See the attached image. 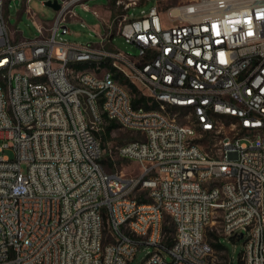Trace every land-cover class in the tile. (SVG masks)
Listing matches in <instances>:
<instances>
[{
  "label": "built area",
  "instance_id": "built-area-1",
  "mask_svg": "<svg viewBox=\"0 0 264 264\" xmlns=\"http://www.w3.org/2000/svg\"><path fill=\"white\" fill-rule=\"evenodd\" d=\"M16 1L0 0V264H130L150 246L141 264H233L226 248L216 259L223 237L264 264V0H158L139 15L141 1L117 0L125 12L88 44L65 39L86 0H50L53 21L18 41ZM110 122L140 135L111 149L138 176L104 168Z\"/></svg>",
  "mask_w": 264,
  "mask_h": 264
},
{
  "label": "rangeland",
  "instance_id": "rangeland-1",
  "mask_svg": "<svg viewBox=\"0 0 264 264\" xmlns=\"http://www.w3.org/2000/svg\"><path fill=\"white\" fill-rule=\"evenodd\" d=\"M47 0H31L29 2V7L37 14L35 18H33L26 10V2L24 0H17L16 2H13L9 13L8 18V26L13 27L16 29L20 36L23 38L32 39L39 35V31L37 28V24L40 22L49 23L53 21V19L56 17L57 10L47 5L45 2ZM117 0H86V3L89 5L92 9H98L100 11H103L101 15V18L96 16L93 13V10H85L81 5H77L75 7V12L77 15V21H70L69 22V28L71 30L70 33L65 34V39L69 40L71 42L75 43H81V44H88L90 42L98 43L100 42V37L97 35L105 34V27L104 24L106 22L107 27V21L109 19L114 18L116 15H119L121 13H124L123 7H118L116 4ZM142 3L138 6L132 7L129 10L130 14L139 15L142 10H149L153 6L157 4L158 0H138ZM177 2V0H163L162 4L164 6L171 5L173 3ZM109 9L110 12L106 14L105 10ZM81 20L85 21L86 25L84 26L81 22ZM116 24V28H117ZM10 30V29H9ZM10 34L14 39L17 41L20 39V36L18 33H13L10 30ZM114 43L116 46L119 47L123 52L129 53L132 56H137L139 53V50L134 47L133 45L127 43L124 38L121 36H115ZM139 87V86H138ZM141 90V88L139 87ZM142 92V90H141ZM143 93V92H142ZM140 137L139 134H136L131 131H127L122 128H115L111 135L107 138L106 141V153L105 157H110L116 160V164L113 168H109L105 166V169L108 172H122L129 176H138L141 172V167L139 163L135 160L125 159L121 158L115 153L111 151L115 146L122 144L128 140H131L136 137ZM202 145L208 149L211 146V143L206 142L202 143ZM0 154H2L0 152ZM4 154L9 155L10 157H13V151L11 149H6ZM169 221H170V217ZM170 225V223L168 224ZM208 239L212 240V236L208 234ZM222 244H224L225 248L229 252V256L233 258V264H239V256L243 250L244 247V238L234 241L233 239L223 237ZM147 250H153V247L150 246L146 249H140L138 251L137 256L130 264H141ZM216 259L218 262H224L225 253L220 249H217L216 252ZM168 258L171 259L170 255H168Z\"/></svg>",
  "mask_w": 264,
  "mask_h": 264
},
{
  "label": "trees",
  "instance_id": "trees-1",
  "mask_svg": "<svg viewBox=\"0 0 264 264\" xmlns=\"http://www.w3.org/2000/svg\"><path fill=\"white\" fill-rule=\"evenodd\" d=\"M88 66V64H79L77 65L78 69H83L86 68ZM116 78L124 85H127L130 88L131 93L133 94V104L135 106H139V105H145L146 107H151V105H149L148 100L149 97L144 95L141 90L139 89V87L134 84L129 78L125 77L122 73H118L116 75ZM154 106V105H153ZM117 124H115L114 122H110L107 124L105 131L102 133L101 137L104 143V147L106 148V141L107 138L111 135L112 131L117 128ZM205 140V139H204ZM102 164L105 168V166L109 167V168H113L114 165L117 163L116 160H114L113 158L111 159L110 157L106 158L105 156L102 158ZM141 200H145V199H141ZM167 225V229L170 232L174 231V225L171 222V220L169 221V218L167 217L166 219ZM170 223V225H168ZM210 235L212 236V233H210ZM213 237V236H212ZM235 239V238H233ZM213 244L215 245V247L217 249H221L223 250L225 248L224 244L222 243H217V242H213ZM239 264H245L244 261L241 258V254L239 256Z\"/></svg>",
  "mask_w": 264,
  "mask_h": 264
},
{
  "label": "crops",
  "instance_id": "crops-1",
  "mask_svg": "<svg viewBox=\"0 0 264 264\" xmlns=\"http://www.w3.org/2000/svg\"><path fill=\"white\" fill-rule=\"evenodd\" d=\"M94 9H95V8H94ZM97 10H98V9H97ZM98 11H99L100 14H102V12H103V11H100V10H98ZM105 12H106V14H108V12H110V10H109V9H106ZM8 18H9V14H8ZM9 29L11 30V32L13 33V35H14V33H18L19 36H20V33H19L16 29H14L13 27H10ZM12 38L14 39V37H12ZM22 38H23V37L20 36V39H22ZM20 39H19V40H20ZM14 40H15V39H14ZM15 41H16V40H15ZM17 41H18V40H17Z\"/></svg>",
  "mask_w": 264,
  "mask_h": 264
},
{
  "label": "water",
  "instance_id": "water-1",
  "mask_svg": "<svg viewBox=\"0 0 264 264\" xmlns=\"http://www.w3.org/2000/svg\"><path fill=\"white\" fill-rule=\"evenodd\" d=\"M46 4L54 7L55 9L59 8V4L57 1L52 2V1L48 0V1H46ZM241 237H243V234L241 235Z\"/></svg>",
  "mask_w": 264,
  "mask_h": 264
}]
</instances>
